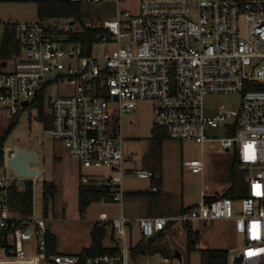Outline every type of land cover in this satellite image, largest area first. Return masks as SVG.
Wrapping results in <instances>:
<instances>
[{
	"label": "built area",
	"instance_id": "1",
	"mask_svg": "<svg viewBox=\"0 0 264 264\" xmlns=\"http://www.w3.org/2000/svg\"><path fill=\"white\" fill-rule=\"evenodd\" d=\"M111 1L117 6L123 0ZM85 27L102 30L90 54L66 41L78 28L74 22L15 25L19 53L10 60L11 70L2 73L6 62L0 60L2 115L17 116L45 85L48 89L58 80L71 81L69 97L46 98L45 93L51 120L45 134L60 142L83 168L110 171L94 184L105 188L120 210L126 174L123 138L119 127L109 131L110 110L114 108L121 117L142 101L150 103L155 129H162L169 140L193 141L201 154L203 145L213 141L205 130L224 127L229 135L218 140L219 146L236 152L246 183L240 200L207 201L201 194L198 206L174 216L132 221L121 213L111 220L103 215L101 221L110 222L120 236L121 250L116 256L88 258L85 264H129L125 228L135 222L139 234L150 239L166 227L185 231L193 221L213 220H229L234 232L243 235V246L228 252L226 264H264V0H139L136 15L117 9L112 20L91 21ZM106 44L114 49L93 55L96 46ZM207 94H240V109L206 118L202 99ZM229 118L232 121L227 123ZM13 156L14 149L4 148L0 234L7 233L9 241L1 256L35 258L38 264H78L75 256L47 254L44 219L36 218L32 210L28 216L11 210L10 189L22 190L27 181L32 187L34 183V178L10 175ZM183 167L192 174L204 172L202 158L184 162ZM134 177L151 180L154 173L138 169Z\"/></svg>",
	"mask_w": 264,
	"mask_h": 264
},
{
	"label": "rangeland",
	"instance_id": "2",
	"mask_svg": "<svg viewBox=\"0 0 264 264\" xmlns=\"http://www.w3.org/2000/svg\"><path fill=\"white\" fill-rule=\"evenodd\" d=\"M138 6L139 0H123L117 6L111 0H102L95 4H82L86 13L83 22L88 24L95 20H112L117 9L136 15ZM57 21L59 24L64 22L61 19ZM35 22L47 23L46 20L39 21L34 3H0V26L6 23ZM113 49L114 46L111 44H106L104 47L96 46L93 49V55L99 56L101 52L107 53ZM12 66V61H7L6 67L1 72L7 73ZM73 87L71 81L58 80L50 83L46 98L69 97L73 94ZM241 103L240 94H207L202 99L203 114L206 118L211 119L221 111H238ZM45 104H47L46 101ZM13 118L0 113V135L10 125ZM48 119H50V109L45 107L40 111L37 103L31 101L18 113L17 124L8 134L4 148L18 147L22 151H32L36 154V163L30 165L38 171V176L34 178L33 183L32 213L36 218L45 220L46 230L55 234L62 250L69 252L70 256H75L90 245V232L94 223L100 222L103 215H106L108 220H111L112 217L118 218L121 210L119 204L99 201L90 204L85 214H79L78 184L87 185L103 181L110 175V171L106 168L85 169L78 161L70 158L60 142L45 134L48 129L45 123ZM231 121L232 119L229 118L227 123ZM118 127L124 139L122 142L124 153H126L127 147H132L133 162L142 160V163L146 165V160L151 159L149 161L151 169L155 163H160L162 167L161 202L151 206V209L157 212L156 215L159 213L162 215L178 214L180 206L195 208L201 201V194L204 195L205 200L219 198L230 187L226 178L232 163L233 151L223 150L218 143V140L229 135L224 127H208L205 130L206 137L213 141L203 145L202 154L200 146L193 141H174L165 138L161 141L160 148L156 152L152 148L151 139H139L137 136L140 135L151 136L150 131L153 125L148 101L138 102L135 110L129 114H122L121 117L114 108H111L109 131H115ZM138 155H140V160L137 159ZM201 158L204 164L202 176L192 174L182 165L184 162ZM10 175L15 176L13 170H10ZM236 178L241 188L246 187L243 171L238 169ZM131 179V184L135 188H143L145 192L150 191L147 180H138L134 176H131ZM44 183L52 185L55 189L54 197L46 201L43 200L42 187ZM138 203L134 200L123 199L125 218L141 216V207ZM44 207L47 208L46 211ZM129 220L134 221V219ZM189 227L198 236L196 250L189 255L185 251V231L175 226L164 234L163 240H155L151 246L153 249L163 248L169 255L178 252L180 260L174 258L165 260L161 255L151 256L148 252L144 256H137L135 260L129 259V264H201L200 250L212 249L231 252L243 246V235L234 232L233 222L229 220L193 221ZM125 231L128 249L135 247L143 239L148 240L139 234L137 224L133 223L130 228L127 226ZM103 245L105 247L114 245L121 247L122 240L116 234L113 242L107 237ZM1 258L4 259L0 254ZM5 264H38V261H12Z\"/></svg>",
	"mask_w": 264,
	"mask_h": 264
},
{
	"label": "trees",
	"instance_id": "3",
	"mask_svg": "<svg viewBox=\"0 0 264 264\" xmlns=\"http://www.w3.org/2000/svg\"><path fill=\"white\" fill-rule=\"evenodd\" d=\"M0 3H34L36 5L37 16L39 21L58 22L61 19L64 21H71L78 25L75 32H71L67 35L66 41L69 43H75L82 46L86 54H90L93 46L98 42L99 36L102 33L101 29L87 28L83 19L86 18V13L83 10L82 3L71 2L69 0H0ZM46 24V23H45ZM15 25L6 23L1 26L0 33V60L7 62L19 53L18 45L15 40ZM47 86L45 85L37 94L34 101L37 103L40 111L47 107L45 104V93ZM17 124V116H15L10 125L5 129L3 134L0 135V165L3 162V150L4 144L8 134L14 129ZM46 126H51V120L46 121ZM234 130H231L230 134H233ZM166 138L162 129L153 130L151 141L153 142L152 148L157 152L160 148V143ZM239 168V162L235 151L232 153V163L228 170L227 181L230 183V187L219 198H209L207 201L229 198L232 200H240L245 197L246 187L241 188L236 178V172ZM43 200L46 201L53 198L55 195V189L50 184H43ZM33 187L31 181H27L22 190L17 187H12L9 191V206L11 210L18 212L22 216H28L32 210V194ZM159 191V190H158ZM78 211L80 215L86 213V210L90 204L104 201L112 202V199L108 191L102 186L92 184L79 183L78 188ZM134 197H146L149 192H136L131 194ZM46 207L44 210L46 211ZM190 208L181 209L178 214L188 211ZM169 231V227H166L164 232H160L148 240H141L135 247L129 248V259L135 260L139 255H145L150 252L153 247L151 244L155 240H161L164 238V234ZM114 235L116 231L112 228L110 222H96L94 223L90 232V245L87 248L82 249L75 257L78 258V264H85L86 259L96 256L108 254L116 256L119 254L121 247L114 245L112 247H105L103 245L104 240L109 237L110 241H114ZM9 237L7 233L0 234V250L2 247L8 244ZM47 254H56V238L47 232ZM198 244V236L191 231L190 227L185 229V251L189 255L196 250ZM228 251L226 250H212L205 249L200 250L201 264H226Z\"/></svg>",
	"mask_w": 264,
	"mask_h": 264
},
{
	"label": "crops",
	"instance_id": "4",
	"mask_svg": "<svg viewBox=\"0 0 264 264\" xmlns=\"http://www.w3.org/2000/svg\"><path fill=\"white\" fill-rule=\"evenodd\" d=\"M153 130H154V127L151 128V136H137L139 139H151L152 137V134H153ZM131 137H134L133 135H130ZM124 140V139H123ZM123 154H124V168L126 170V174L124 176V179H123V186H124V190H125V193H124V198L125 200H134L136 202H139V207H141V212H140V215L139 217L137 218H133L132 216H127L126 219H134V221H137L138 219H141V218H154V217H169V216H174L172 214H169V215H162V213H159L158 215H156L157 212H155L154 210L151 209V206L153 204H158L161 202V187H162V182H161V175H162V167L160 165V163H155L154 166L152 167V169L149 167V161L151 159H147L145 164L144 165L142 163V160H140V155H138L137 159L140 160L137 161V162H133L134 160L132 159V147H127L126 149V153H124L123 151ZM140 158V159H139ZM143 164V165H142ZM183 165V164H182ZM155 167V168H154ZM138 169H145V170H149V171H152L154 173V178H152L151 180H147L148 181V186L150 187V191H149V195L146 196V197H134L132 196L131 194L133 193H136V192H145L143 188H135V186H133L131 184V176H134V171L135 170H138ZM158 174V176H157ZM152 187H156L158 188L159 191H157L156 193L154 192H151V188ZM160 188V189H159ZM180 210L183 209L182 206H180ZM179 210V211H180ZM178 211V212H179ZM123 206H122V209H121V214L122 216L124 217L123 215ZM144 215V216H142ZM175 215H178V214H175ZM106 216V215H105ZM107 217V216H106ZM117 218V217H115ZM115 218H111V219H115ZM125 218V217H124ZM108 219V217H107ZM96 223V222H95ZM135 225L137 224L136 222L134 223ZM132 225L128 226L129 228L131 227ZM48 232V231H47ZM49 233V232H48ZM51 235H53L55 238V234L53 233H49ZM164 239V238H163ZM161 239V240H163ZM56 241H57V238H56ZM63 248H61V245L60 243H56V254L55 255H70L69 252H65L62 250ZM15 262V261H21V262H34V261H37L36 259L34 258H29V259H23V260H19V259H0V262H2V264H5L6 262Z\"/></svg>",
	"mask_w": 264,
	"mask_h": 264
},
{
	"label": "water",
	"instance_id": "5",
	"mask_svg": "<svg viewBox=\"0 0 264 264\" xmlns=\"http://www.w3.org/2000/svg\"><path fill=\"white\" fill-rule=\"evenodd\" d=\"M23 106L26 105V102L22 103ZM37 156L34 152H26L20 150L18 147L14 148V156L9 160L10 168L13 170L14 174L19 177L25 178H35L38 176V171L36 168L31 167L30 165L36 163ZM151 256L161 255L165 260H170L171 258L180 260V254L175 252L173 255L165 253L163 248H155L149 252Z\"/></svg>",
	"mask_w": 264,
	"mask_h": 264
},
{
	"label": "bare ground",
	"instance_id": "6",
	"mask_svg": "<svg viewBox=\"0 0 264 264\" xmlns=\"http://www.w3.org/2000/svg\"><path fill=\"white\" fill-rule=\"evenodd\" d=\"M35 259V258H34ZM20 260V259H19Z\"/></svg>",
	"mask_w": 264,
	"mask_h": 264
}]
</instances>
